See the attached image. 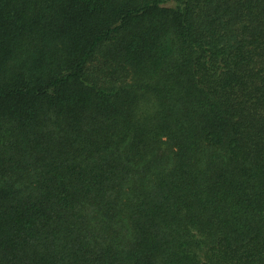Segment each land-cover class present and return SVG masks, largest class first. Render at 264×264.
<instances>
[{
    "label": "trees",
    "instance_id": "trees-1",
    "mask_svg": "<svg viewBox=\"0 0 264 264\" xmlns=\"http://www.w3.org/2000/svg\"><path fill=\"white\" fill-rule=\"evenodd\" d=\"M0 264H264V0H0Z\"/></svg>",
    "mask_w": 264,
    "mask_h": 264
}]
</instances>
